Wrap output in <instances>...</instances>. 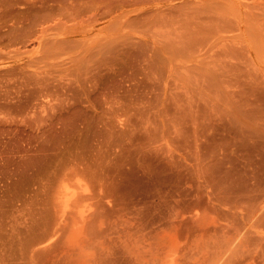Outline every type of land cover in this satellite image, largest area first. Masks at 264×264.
I'll list each match as a JSON object with an SVG mask.
<instances>
[{
    "label": "rangeland",
    "instance_id": "obj_1",
    "mask_svg": "<svg viewBox=\"0 0 264 264\" xmlns=\"http://www.w3.org/2000/svg\"><path fill=\"white\" fill-rule=\"evenodd\" d=\"M159 255L264 264V0H0V264Z\"/></svg>",
    "mask_w": 264,
    "mask_h": 264
},
{
    "label": "bare ground",
    "instance_id": "obj_2",
    "mask_svg": "<svg viewBox=\"0 0 264 264\" xmlns=\"http://www.w3.org/2000/svg\"><path fill=\"white\" fill-rule=\"evenodd\" d=\"M65 175H66V174H65ZM65 175H64V177H67V176H65ZM60 177H63V176H62V175H60ZM60 179H63V180H65V179H67V178H65V179H64V178H59V180H60ZM61 181H62V180H61ZM59 182H60V181H59ZM67 182H68V183H67ZM67 182H65V183H67V184H68V187H69V185H70L71 183H69V181H67ZM65 183H64V184H65ZM58 184H59V183H58ZM60 184H61V186H63L61 182H60ZM60 184H59V186H60ZM67 184H66V185H67ZM61 188H62V187H61ZM70 188H71V185H70V187H69L68 189H70ZM72 189H73V187H72ZM72 189H71V191L73 192V190H72ZM61 190H62V189H61ZM63 190H65V187H64V189H63ZM59 191H60V189H59ZM68 191H69V190H68ZM60 192H62V191H60ZM74 192L76 193V191H74ZM74 192H73V194H69V195H70V197H71V195H75V193H74ZM63 195L65 196V194H63ZM64 196H63V197H64ZM66 196H67V195H66ZM66 198H67V197H66ZM66 198H65V199H66ZM68 198H69V197H68ZM68 198H67V200H68ZM71 198H72V197H71ZM67 200H66V201H67ZM162 248H163V247H162ZM167 249H170V248H167ZM165 250H166V249L158 251V249H157V251H158L159 253H161V255H162V256H163V254H164L166 251H168V250H166V251H165ZM170 250H171V249H170ZM161 251H165V252H163V254H162V252H161ZM153 253H154V252H153ZM159 253H158V254H159ZM173 253H174L173 255H171L172 253H171V254H169V255H171L170 257H174V255H175V252H173ZM162 256H160V255H159V257H158V258H159V260H160V258H161ZM164 256H165V255H164ZM164 256H163L162 258H165V257H167V256H165V257H164ZM176 258H177V259H178V261H179L178 255H177V257H175V259H176ZM165 259H166V260H168L167 258H165ZM172 259H173V258H172ZM175 259H173V260H175ZM159 260H158V263H156V264H159V263H161L162 261H163V263H164V260H162V259H161V260H160V262H159ZM175 261H176V260H175ZM166 262L170 263L169 261H166ZM176 262H177V261H176ZM176 262H175V263H176ZM163 263H162V264H163ZM173 263H174V262H173ZM173 263L171 262V264H173ZM165 264H167V263H165Z\"/></svg>",
    "mask_w": 264,
    "mask_h": 264
}]
</instances>
